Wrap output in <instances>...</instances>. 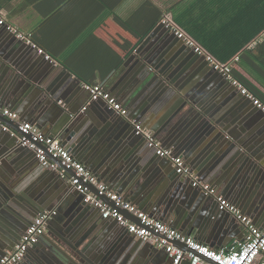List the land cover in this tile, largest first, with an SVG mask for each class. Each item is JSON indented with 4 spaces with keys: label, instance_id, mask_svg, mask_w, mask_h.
<instances>
[{
    "label": "water",
    "instance_id": "1",
    "mask_svg": "<svg viewBox=\"0 0 264 264\" xmlns=\"http://www.w3.org/2000/svg\"><path fill=\"white\" fill-rule=\"evenodd\" d=\"M0 30L6 28L0 26ZM168 32L172 42L173 39L181 40L169 27ZM12 36L16 39L14 34ZM19 44L20 54L37 58L35 63L45 64L46 71L34 73L36 66L25 69L24 63L0 51L1 105L18 110L29 121L59 137L68 149L82 155L94 173L101 178L109 177L106 181L114 185L119 184L117 189L140 204L151 216L160 214L162 220L187 235L196 231L197 239L208 231L210 239L219 243L217 239H222L228 231L223 224L231 213H215V205L211 207L212 196L200 188L190 189L193 181L182 179V175L169 165L154 161L153 164L157 165L151 168L152 173L146 171L152 149H148L144 136L136 134L134 125L127 120L128 116L116 115L105 101L99 100L89 105L90 110L98 108L97 119L87 109L80 112L81 108H61L59 113L49 117L47 106L61 100L59 96L69 87V78L73 74L62 67L65 73L52 79L54 75H46L55 63L52 58L46 59L49 54L25 41ZM175 44L173 42L172 48ZM161 48L158 56L161 55L159 60L162 64H157L156 60L148 61L140 55L143 60H137L128 72L125 73V67L134 60L127 61L119 69L118 74L125 73L123 85L132 99L130 108L140 119L155 123L152 129L175 155L183 154L189 158L199 154L198 164L207 155L212 157L215 151L216 158H212L205 172L208 180L228 197L251 198L256 222L264 229V150L260 151L261 146L246 148L241 140L228 136L227 128L241 117L247 120L253 116L254 111L248 106L249 99L239 91L238 96L236 93H222L225 83L218 81L221 75L211 70L197 73L200 89L197 95L188 96L179 81L177 83L176 72L194 71V59L190 55L192 49L184 44L170 56L171 46L170 49ZM180 53L185 55L179 56ZM195 56L211 69L204 56L194 53ZM229 84L234 91L238 90ZM180 94L182 100L178 97ZM257 110L264 114L260 108ZM4 122L10 125L11 130L5 131L0 127V143L6 147L0 152V164L9 163L12 170L9 174L0 172V257L14 248L35 217L56 206L57 214L47 221L43 234L50 239L43 237L32 247L33 250L42 249L31 259L32 264H131L136 257L146 259L147 263L155 261L161 249L153 244L131 233H125L118 241L108 231L99 233L102 228L98 221L100 211L86 204L75 189L70 192L60 187L74 172L69 170L66 176L62 175L59 171L64 167L59 158L57 170L41 163L37 165L35 152L19 142L21 132L18 126L6 119ZM107 133L108 136L105 135ZM227 142L231 144L226 145ZM155 158L162 160L158 155ZM131 165L133 170H130ZM188 182L191 184L189 189ZM209 243L213 246L214 242ZM178 245L188 249L185 244ZM184 263L190 264L187 260Z\"/></svg>",
    "mask_w": 264,
    "mask_h": 264
},
{
    "label": "crops",
    "instance_id": "2",
    "mask_svg": "<svg viewBox=\"0 0 264 264\" xmlns=\"http://www.w3.org/2000/svg\"><path fill=\"white\" fill-rule=\"evenodd\" d=\"M190 1L191 0H0V10L4 12L8 23H11L21 32L29 35L33 43L49 54L50 58L55 60L54 62L56 63H53L54 68H50L46 75H54L51 77L53 79L57 75L62 74L64 69L73 74L71 78H69V87L59 96L61 100L58 102L54 101L51 104L52 106H47L46 113H49V117H53L57 112L59 113L61 108L65 110L81 108L80 112L87 109L91 113L92 117L97 119L98 116L96 111H98V108L90 110L89 105L93 103V101L90 93L84 88V84H102L105 88L107 87V90L110 91L112 95H114L128 110L127 120L130 124L132 119L137 120L143 127L150 130L152 134L164 144L161 137L156 135L155 131L152 129L155 123H147V121L140 119L136 111L130 108L132 99L130 98L129 92L126 91L123 81L125 73L135 65L137 60H143L144 57L148 61L151 60L154 62V60H156L157 64H162V60H159L161 59V55L158 56V53L162 51L161 47L164 46L170 49L169 46H171L170 56L176 54L178 50L183 47V41H178L172 38L173 42L176 43L172 48L173 42L170 40L172 36L168 32L165 20L168 21V15L170 14L175 15L181 13ZM257 25L256 19L252 20L251 18H247L242 22L240 21V25L238 22L235 26L238 28L233 32L229 33L227 31L223 34V36H221V38L215 37V41L219 42L220 45L224 47V52L222 51L223 55L221 56H227L224 54L227 53L226 47L228 46L231 48L234 47L235 49L238 44H244L245 46L248 41L250 30L253 31ZM227 27L231 28L234 27V25L231 23ZM12 37V33L9 34L6 30H0V51L8 54L11 59L15 58V61L21 64L24 63L26 66L25 69L30 68L31 65L32 68L33 65L34 67L36 66L37 69L34 70V73H37V71H46L45 64L35 63L37 58L34 59L26 55H21L18 45H20V41L22 42L23 40L18 37H16V39ZM258 39L261 45L252 49L254 53H249L247 56H244L245 54L241 55L242 62L240 63L239 70L256 87V89L264 95V37L261 36ZM251 43L253 44L252 40L249 44ZM26 44L29 43L26 42ZM241 51L242 49L239 51V54ZM193 52L192 54L190 52V55L192 56V59H194V71H184L183 73L176 72L179 79L177 80V83L179 81L181 89H183L184 92H187L189 94L188 96L193 95V93L196 94V92L200 89L198 80H196V75L199 71H214L212 68L209 69L206 63L202 60H198V58H196L197 56L193 57L195 53ZM183 53H180L179 56L185 55ZM134 57L135 59H133ZM184 59L185 58H183V61ZM129 60L134 61H131L125 67V73L118 74L121 66ZM196 63H198V66L196 65L197 68L195 66ZM219 74L221 76L219 77L220 79L218 80L217 78V80L225 83L222 88V93H236L235 95L238 96V90L234 91L232 86L229 84L230 81H228L221 73ZM63 76L65 77V75ZM178 97H180L181 100L183 99L181 94ZM248 106L251 111H254L253 116L247 120H243L244 117H241L234 124L229 125V127H227L229 130L228 136L234 137L236 140H241L242 145L246 148L257 149L261 146L262 148L260 151H263L264 114L259 112L257 110L258 107L252 102H249V100ZM12 110L19 114L21 120L33 123L39 127L35 122L29 121V119L22 115V113L18 110ZM216 126L218 127V125ZM40 129L49 137L59 138L48 133L45 129ZM110 131H112L111 128ZM105 135L108 136L109 133ZM206 139L208 140V136H206ZM229 144L231 143L227 142L226 145ZM207 145L210 144L208 143ZM65 148L70 151L71 155L77 161L83 163L91 172L94 173L91 167L84 161V159H82V155L76 153V151H73L72 149H68V146H65ZM0 149L1 153L2 150L4 151L6 149L4 143H0ZM148 149L150 148L148 147ZM169 149L173 150L172 148ZM150 154L151 162L145 166L146 171L150 170L152 173L151 168H154V165H157L153 164L154 161H159L162 164L164 163V165H169L173 170H175L171 159L161 158L162 160H156L155 157L157 155L152 150ZM181 156L185 159L187 165L202 182L209 183L216 189V195L212 196L213 200H211L213 203L211 207H214L215 205V213H223L217 206V203L219 202L217 196H223L229 202L238 207L244 214L253 218L255 224L260 227L254 217L255 213L251 209L253 204L251 198L248 199L243 196L240 199H237L234 196L228 197L222 193L221 189L213 185L208 180L205 172L210 167L212 158H214V160L216 158L215 151L212 153V157L209 158L207 155L204 158L205 160L198 161V164H196V161L199 154H196L195 157L191 156L189 158L185 157L183 154H181ZM34 161H36L37 165L40 164L36 156ZM54 161L59 164L57 160ZM157 168L160 169V167ZM133 169L134 166H132L130 170ZM10 170H12L11 164H0V172L2 174H9ZM59 172L63 175L61 171ZM94 174L98 176V178L110 189L120 194L125 200L132 202L142 211L149 214V212L146 211L140 204L132 199H129L125 193H122V191H119L117 189L119 184L114 185L115 183L106 181L109 177L101 178L96 173ZM188 178L192 180L191 177L182 175V179ZM189 185H191L190 182L187 183L188 189ZM60 187H65L70 192H73L74 190L69 177L65 179L64 183L61 184ZM193 188L195 187L191 185L190 189ZM74 197L75 196H73V198ZM57 208L58 207L55 206L51 210H57ZM92 208L94 207L92 206ZM124 214L127 217L135 219L128 212L124 211ZM98 215V221L101 223L99 225L102 227L99 233L103 230L108 231L109 235L114 237L117 241L125 233H130L126 228L120 226L117 222V224L114 223V220H104L100 214ZM234 217L235 216L231 214L228 220H224L225 222L223 227H226V231H228L222 236V239H217L219 240V243H217L216 240L213 241L210 239L208 231L207 233H204V235H200L201 239H197L198 235L196 231L188 234V236H192L197 241L216 250L232 248L241 242L245 236L244 227L237 219L235 220ZM154 218H157L170 226L169 223H166L161 219L160 214H157ZM228 223H232L231 226L228 225ZM58 226L60 225L58 224ZM173 228L178 229L176 227ZM178 230L183 232L180 229ZM43 237L50 239L47 235H43L40 240H42ZM207 238H209L207 241L208 243L205 241ZM209 242H214L213 246ZM38 250L42 251V249L39 248ZM38 250H33V248H31L27 253V258L23 260V263L32 264L31 261L34 259V256L37 255ZM132 261L133 262L131 264L172 263L170 255L162 249L157 254L153 263H147L146 259H142L140 257H136Z\"/></svg>",
    "mask_w": 264,
    "mask_h": 264
},
{
    "label": "built area",
    "instance_id": "3",
    "mask_svg": "<svg viewBox=\"0 0 264 264\" xmlns=\"http://www.w3.org/2000/svg\"><path fill=\"white\" fill-rule=\"evenodd\" d=\"M165 22L167 27L171 28L172 32L184 44L189 46L195 53L204 56L214 71L221 73L242 95L264 112V103L234 75V63L239 60L238 57L230 63L219 61L169 20H165ZM0 26L5 27L8 32L19 39L37 46L32 42L29 35L8 23L4 12L1 10ZM255 44L256 42L252 46ZM46 59H50V55H46ZM84 88L90 93L92 101L103 100L117 114L128 116V110L102 84L87 83L84 84ZM5 119L18 126L21 132L19 135L17 134L20 144L33 150L41 164L57 170L60 164L54 160L59 158L64 167L61 170L64 176H66V171L72 170L74 172L72 176H69L73 188L83 196V201L86 204L100 211L103 219L114 220L131 234L165 250L172 259L171 264H184L186 260L190 264H264V229L257 226L253 218L244 214L223 196H217L219 209L230 212L235 216L244 227L245 236L241 242L232 248L216 250L197 241L192 236L170 227L163 221L142 211L132 202L125 200L120 194L114 192L102 182L83 163L77 161L70 151L65 148L61 139L45 135L35 124L21 120L17 112L0 104V127L5 131H9L11 127L4 122ZM131 122L135 127L136 134L144 136L148 147L154 150L156 155L171 159L177 173L191 177L193 180L192 185L195 188H200L208 195H216V189L211 184L202 182L181 155H175L173 150L165 147L150 130L143 127L137 120L132 119ZM124 211L136 220L127 217ZM56 214V210H48L35 217L14 248L0 257V264H17L23 261L28 251L40 241L45 233L47 221ZM178 244H185L188 249H184Z\"/></svg>",
    "mask_w": 264,
    "mask_h": 264
},
{
    "label": "trees",
    "instance_id": "4",
    "mask_svg": "<svg viewBox=\"0 0 264 264\" xmlns=\"http://www.w3.org/2000/svg\"><path fill=\"white\" fill-rule=\"evenodd\" d=\"M171 15V16H170ZM168 15V20L183 31L186 35L195 40L206 52L224 63H234V75L238 78L257 98L264 103V95L240 72L242 62L241 55L247 56L254 53L252 49L260 46L259 37H264V0H191L187 7L179 14ZM257 20V27L249 32L248 45L252 40L254 46L249 44H238L234 47H226V52L221 56L224 47L215 41V37L221 38L225 32H233L238 27L236 24L244 19ZM234 27L228 28L229 24ZM228 28V29H227ZM254 39V40H253ZM259 41V42H258ZM263 42V41H261ZM216 49V51H215ZM242 51L239 54V51Z\"/></svg>",
    "mask_w": 264,
    "mask_h": 264
}]
</instances>
